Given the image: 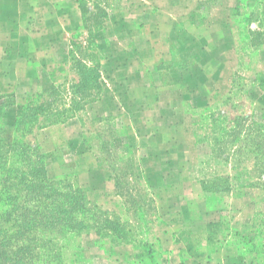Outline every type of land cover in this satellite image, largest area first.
Instances as JSON below:
<instances>
[{
	"label": "crops",
	"instance_id": "1",
	"mask_svg": "<svg viewBox=\"0 0 264 264\" xmlns=\"http://www.w3.org/2000/svg\"><path fill=\"white\" fill-rule=\"evenodd\" d=\"M121 3L119 44L114 60L104 62L110 78H102L97 101L65 123L36 130L34 145L42 153L69 147L76 181L86 188L88 200L112 209L127 223L124 195L116 190L108 166L82 139L84 118L115 120L124 129L119 140L132 149L136 172L152 203L153 220L141 239L155 249L153 264H258L255 253L231 252L228 245L252 219L249 206L260 198V189L250 173L242 175L229 164L225 174L206 175L198 141L204 135L203 121L236 116L224 102L240 65L237 11L245 12L250 36L261 38L257 79L264 85V0ZM78 12L77 0H0V97L13 101L4 112L9 133L23 104L63 83L68 72L63 47ZM259 96L264 119V92ZM215 105L222 107L216 111ZM254 112L250 109L244 116L253 117ZM260 175L264 179V173ZM225 177L226 192L206 189L214 178ZM220 195L226 201V218L211 242L213 224L223 211L212 212L210 198ZM96 255L114 264H149L134 245H114L95 234L74 249L72 259L84 264Z\"/></svg>",
	"mask_w": 264,
	"mask_h": 264
},
{
	"label": "trees",
	"instance_id": "2",
	"mask_svg": "<svg viewBox=\"0 0 264 264\" xmlns=\"http://www.w3.org/2000/svg\"><path fill=\"white\" fill-rule=\"evenodd\" d=\"M99 2L77 0L81 30L87 34L83 43L74 40L70 44V71L76 74L77 81L69 83L65 78L56 89L35 95L23 104L14 122L15 134L9 141L4 138V112L13 101L10 97L2 101L0 97V264H23L35 249L37 256L45 257L42 264H63L59 260L60 250L66 245L58 243L60 240L54 243V238L60 235L66 242L68 236L70 244L73 238L82 234H95L114 245L132 244L141 249L149 264L155 263L152 244L135 241L128 223L88 200L86 190L76 181L71 184L66 178L50 179L46 171L48 156L26 140V136L36 130L65 123L97 101L101 91L98 75L101 59L96 35L103 30L108 16L103 6L105 1ZM89 4L95 12L90 10ZM60 93H65L68 102L58 100ZM262 141V152L258 149L261 156L264 154V134ZM261 169L264 173V167ZM131 170L140 180L133 162ZM114 181L119 192V182ZM227 184V177L214 178L206 189L224 193ZM249 233L253 238L242 240L241 251L255 253L258 264H264V213L254 214L251 222L245 223L242 232L236 235L245 239L243 234ZM13 240H23L16 250L12 249ZM76 247L79 246L74 249ZM69 264L76 263L71 258Z\"/></svg>",
	"mask_w": 264,
	"mask_h": 264
},
{
	"label": "rangeland",
	"instance_id": "3",
	"mask_svg": "<svg viewBox=\"0 0 264 264\" xmlns=\"http://www.w3.org/2000/svg\"><path fill=\"white\" fill-rule=\"evenodd\" d=\"M100 3V0H93ZM104 8L108 14L107 20L102 31L96 35L98 42L97 52L100 54V67L98 68L100 90L101 83L104 78H110L108 73L111 69H104V62L111 63L116 56V46L118 41L116 37L117 28L123 27L119 16L124 6L122 0H104ZM90 10L93 11L92 4H89ZM95 12V11H93ZM78 12L77 23L70 30V35L63 47L65 52L64 58L68 65V72H66L67 80L76 82L77 76L70 71V44L72 41L83 43L87 37L85 31L81 30V17ZM245 12L237 11L234 13V31L237 40V50L239 56V68L237 69L232 90L226 99L225 106L229 112L236 114L232 119L228 116L216 117L213 122L209 120L202 122V129L204 135L199 138L198 151L205 162L203 172L206 175L212 176L215 174H225L228 172V164L230 167L237 169L242 175L247 172L253 183L260 189V198L253 201L249 208L252 210V216L257 213H264V179L261 178V167H264V154L261 156L260 149L263 143V134L261 128H264V119L260 116V106L257 102L260 99V92H264V85L258 82V47L261 38H253L250 36L244 22ZM119 25V26H118ZM117 26V27H116ZM67 50V54H66ZM49 93V92H48ZM47 94V93H46ZM58 100L67 101L65 93H60L57 96ZM223 103V105H224ZM60 104V103H58ZM222 107V105L220 106ZM218 105L214 106L216 111L220 108ZM250 109L256 111L253 117H245L244 114ZM214 119V118H213ZM200 120V119H199ZM84 134L82 139L88 146L92 154L98 158L100 163L108 166L111 176L119 182V192L124 195V204L128 210V225L131 227L135 241L142 240L148 233L150 224L153 220L152 203L148 196L147 189L142 180H137L132 175V162L134 157L132 149L126 145H122L119 137L122 133V128L115 120L107 119L105 117H97L92 119L84 118ZM200 125V121H199ZM5 128V127H4ZM14 129L9 133L4 129V138L8 141L14 136ZM124 132V131H123ZM200 136V135H199ZM34 133L26 136V140L34 145ZM201 146V151H200ZM260 149V151L258 150ZM48 156L46 160V171L50 179L66 178V182L71 184L76 181V174L73 172L72 155L69 147L60 149L52 153H43ZM199 170V168H198ZM200 171V170H199ZM257 178V180H255ZM77 182V181H76ZM76 184V183H75ZM78 184V182H77ZM78 186L86 190L80 184ZM211 211L215 212L221 210V220L215 222L211 242L216 239L220 231V225L226 218V201L220 197H211ZM100 206V205H99ZM107 209L104 206H100ZM110 213L116 214L112 209H107ZM118 216V214H116ZM119 217V216H118ZM262 217V216H261ZM120 218V217H119ZM253 219V217H252ZM250 219L247 223L251 222ZM260 219V216L258 217ZM244 222V221H242ZM30 235V234H29ZM59 235V234H58ZM31 236V235H30ZM88 235L82 234L73 238L69 244L64 242L61 236L54 238L53 242L63 243L66 245L60 250V261L63 264H69L70 259L74 254V246H84V241ZM53 238V237H52ZM250 240L253 235L249 233L243 236ZM23 240L11 241L12 249L19 248ZM69 244V245H68ZM27 246V244H25ZM232 252L241 251L243 248V241L239 236L233 237L231 244L228 245ZM38 250L35 249L28 260L23 264H42L45 261L44 256H37ZM87 264H114L112 259L106 256L96 255L94 258L88 260Z\"/></svg>",
	"mask_w": 264,
	"mask_h": 264
}]
</instances>
